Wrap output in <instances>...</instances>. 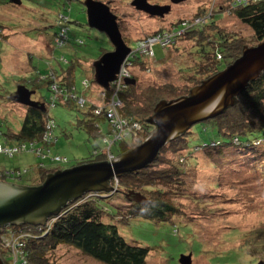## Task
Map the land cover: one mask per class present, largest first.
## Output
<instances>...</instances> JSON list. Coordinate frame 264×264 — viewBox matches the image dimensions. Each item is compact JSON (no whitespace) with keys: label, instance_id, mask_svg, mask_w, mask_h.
<instances>
[{"label":"trees","instance_id":"obj_1","mask_svg":"<svg viewBox=\"0 0 264 264\" xmlns=\"http://www.w3.org/2000/svg\"><path fill=\"white\" fill-rule=\"evenodd\" d=\"M4 1L16 5L9 0ZM215 5L216 0H212L210 8L199 7L191 18L175 19L169 26L156 28L136 40L173 32L175 38L172 43L165 46L157 45L171 49V47L175 48L178 41L182 39H193L195 40L192 50L194 60L180 68L184 80L181 86L154 81L145 85L137 77L136 71L139 69L149 70V64L152 63L154 55L134 56L131 59V64L127 67L130 72L129 78H133L135 83L127 84L125 89L118 92L116 98L120 100V105L114 119L107 116L114 87L111 85L108 90L102 88L98 100L77 95L74 89V77L70 69L62 70V73L59 74L53 68L48 73H38L36 79L41 78L40 82L43 80L42 84H45V87L51 92L47 98L39 99L45 104L44 110L21 105L11 99L10 95L13 92L9 93L5 105L16 104L23 109L24 114L21 117L22 122L19 129L14 131L9 126L4 130L1 129L5 116L0 113V135L5 139L4 142L0 141V144L15 146V144L21 143H34L33 147L42 148L41 154L48 153L45 157L39 156V159L42 160L35 166L37 175L30 180L28 186L40 184L47 174L61 169L56 164L68 162L66 156L51 152L52 146L57 142L56 123L50 115L51 109L57 106L85 108L84 114L88 119L80 120L79 125L90 135L100 136V141L104 144L103 148H98L95 145L91 151V157L78 161L73 166L107 160L110 155L118 156L133 144H139L154 130L155 127L148 122V118L160 100L169 101L187 95L189 90L203 79L222 70L223 67L220 66V63L227 66L240 56L245 46H248L245 37L239 36L235 32H229L220 26L218 18L214 16L215 11L231 15L247 26L256 40L251 46L256 45L264 38V0H223L214 11ZM60 17L66 18L68 40L69 19L62 13H59L56 19L59 20ZM196 19L198 20L196 21ZM57 27L56 21L55 33L51 39V45L53 44L54 48L58 47L54 41L58 31ZM2 37L3 30L0 28V39ZM134 68L137 70L132 72ZM53 82L59 84L57 91L50 87ZM28 83L34 90V85L37 83L35 84L34 80L30 79ZM20 84L25 85V83ZM80 97L85 99L83 104L78 102ZM95 110H99V112L96 113ZM96 119L106 122L107 132L103 133L100 124L95 121ZM115 119L119 123L122 119L126 120L127 123L121 131L115 129V124H118L116 121L113 122ZM197 123L203 124L204 131L207 129L206 126H210L214 137L209 142L202 141V144L191 147L189 145V136L192 135L191 126L181 135L170 140L160 150L158 157L147 167L111 180V187L115 190L86 193L83 197L68 203L56 215L49 217L47 223L42 227L21 224L7 225L1 228L0 258L3 263L13 264L16 257L19 263L15 264H59L56 259L51 258L52 253L58 246L68 245L103 264H146L148 255L155 249L134 240H127L121 234L120 228L126 222L143 220L151 223L169 222L174 226L173 232H177L176 225L179 219L176 214L179 209L173 199L185 182L182 177L186 174L183 165L197 163L200 158L206 159L209 151L212 152V155L219 157L226 152L233 157L238 152H242L244 158L252 164L248 167L253 170L261 162H264V69L236 95L233 104L220 114ZM46 133L51 135L52 142L42 145V137ZM114 145L119 146L117 154L111 150ZM55 157L62 159L57 160ZM45 159H49L53 166L46 165ZM24 171L28 173L29 169L21 171L19 168H14L6 172L0 170V181L9 182L8 178H14V180L21 178ZM129 191L139 192L146 199L145 202L131 200V205L126 210L112 205L110 198L115 193L130 200L126 197V193ZM107 196L108 198H106ZM258 232V237H264V230ZM3 237L7 239L8 244L3 242ZM241 249L243 250L244 247L235 250L241 251ZM183 255L185 256V254ZM240 255H236L235 259L238 260ZM256 262L264 264V258H257Z\"/></svg>","mask_w":264,"mask_h":264},{"label":"rangeland","instance_id":"obj_2","mask_svg":"<svg viewBox=\"0 0 264 264\" xmlns=\"http://www.w3.org/2000/svg\"><path fill=\"white\" fill-rule=\"evenodd\" d=\"M100 1L107 3L118 16L119 29L131 48H136V40L144 34L156 28H165L175 19L191 18L199 7L210 8L212 3V0H183L177 3L148 0L152 4L170 6V11L163 17H156L135 9L131 4L133 0ZM222 1L216 0L214 11ZM59 13L69 19L68 40L64 46L54 48L51 39ZM214 16L227 31L245 37L246 45L256 42L252 31L235 17L216 11ZM0 28L3 30L0 39V113L5 116L2 130L9 126L17 131L24 114L16 104L5 105L8 94L14 92L19 83H25L30 88L29 79L35 80L38 73H48L51 68L58 74L62 70L72 71L77 95L92 100L100 98L102 88L92 80V63L111 50L112 45L104 32L88 26L83 0H22L20 5L0 0ZM193 41L182 39L171 49L155 45L149 70L136 71L137 68H134L132 72L136 71L145 85L154 81L181 86L184 80L180 68L194 60ZM220 66L225 68L223 63ZM85 79L88 86L83 84ZM42 81L34 85L32 99L47 98L51 93ZM84 111L85 108L74 106H57L50 111L56 123L57 137L51 152L68 159L67 163L56 164L61 169L91 157L95 145L104 147L100 136L90 135L79 125L80 120L88 119ZM95 121L100 124L103 133L107 132L106 122ZM202 125H192V135L189 136L191 147L202 144V141L209 142L214 137L210 126H206L204 131ZM0 141H5L2 135ZM111 150L117 154L119 146L114 145ZM41 160L29 151L17 152L11 157L0 153V170L29 169L27 174L23 172L21 178H8L9 182L28 186L37 175L35 166ZM44 162L53 166L49 159ZM249 165L252 164L242 152L234 157L226 152L219 157L212 155L211 151L206 159L200 158L197 163L183 165L185 182L173 199L179 209L176 214L179 219L177 232H173L174 226L169 222L132 220L122 225L121 234L129 241L155 249L148 255L146 264H180L183 254L190 255L189 264H257V258H264V237H258V231L264 230V162L254 170ZM110 202L116 208L126 210L132 201L115 193ZM242 247L241 251L235 250ZM239 254V259H235ZM51 258L59 264H103L68 245L58 246Z\"/></svg>","mask_w":264,"mask_h":264},{"label":"water","instance_id":"obj_3","mask_svg":"<svg viewBox=\"0 0 264 264\" xmlns=\"http://www.w3.org/2000/svg\"><path fill=\"white\" fill-rule=\"evenodd\" d=\"M20 5L21 0H9ZM183 0H171L177 3ZM132 6L149 16L163 17L169 5L152 4L148 0H133ZM87 24L104 32L112 49L93 61V81L107 90L117 80L136 48L124 40L118 26V16L100 0H83ZM264 69V38L254 46H245L239 57L216 74L203 79L187 95L172 100H160L148 122L155 128L139 144H133L118 156L84 163L47 174L43 182L34 186L0 181V229L7 225H43L66 205L93 191L115 190L110 181L126 173H134L154 161L160 150L173 138L193 124L214 117L233 104L236 95ZM126 84H134L126 78ZM35 91L17 85L10 95L15 102L44 110V104L32 99ZM126 197L145 202L139 192L129 191ZM190 255L180 256L181 264L190 263ZM0 264H4L0 258ZM262 264V262L257 263Z\"/></svg>","mask_w":264,"mask_h":264},{"label":"built area","instance_id":"obj_4","mask_svg":"<svg viewBox=\"0 0 264 264\" xmlns=\"http://www.w3.org/2000/svg\"><path fill=\"white\" fill-rule=\"evenodd\" d=\"M65 20H66L65 17H60L59 20H57L58 31H57V34H56L54 41L56 42V45L58 47L64 46L65 43L67 42V34L66 33H67L68 27L65 25ZM197 20L198 19H196V21ZM179 32H181V31H179ZM174 38H175V33L169 32V33H163L162 35H160V34L151 35L147 38L141 39L137 42L136 49L133 51V53L131 55V59L134 58V56H138V55L139 56H145V55L153 56V54H154L153 47L155 45H157V44L160 46L168 45L174 41ZM131 59L128 62V64L126 66H124V68L121 70L120 74L118 75L117 80L110 84V86L112 85L114 87L112 94H111L112 99L109 103V109L107 111V116L110 119L115 118L114 116L116 114V110H117L118 106L120 105V100L116 98L118 92H120V90L125 89L128 86L124 80L126 78L130 77V72L128 71L129 69L127 66L131 64ZM83 84H84V86H88V82L86 80L83 81ZM58 86H59V84L57 82H53L50 87L52 90L57 91ZM102 94H103V92H102ZM78 102L80 104H83L85 102V99L80 97V98H78ZM99 110H100V108H99ZM99 110H95V112L98 113ZM115 121L118 122L116 119L113 122H115ZM126 123H127L126 120L122 119L120 123L118 122V124H115V129L116 130L119 129V131H121L123 126L126 125ZM112 125L114 126V123ZM42 141H43L42 145L50 144V142H52L51 135L49 133L44 134L42 137ZM33 145H35V144L34 143H30V144L21 143V144L15 145V146L0 144V153H3L4 155L12 156L14 153L21 152L23 150L24 151L28 150V151L33 152L38 157L39 156L45 157V155L48 154V153H42L41 154L40 150L42 148L41 147H33ZM47 151H48V149H47ZM55 159L58 160V159H62V158L55 157ZM40 227H42V226H40ZM3 239H4L3 242L8 244L7 239L5 237ZM17 261L18 260H16V257H15L13 264H15Z\"/></svg>","mask_w":264,"mask_h":264},{"label":"clouds","instance_id":"obj_5","mask_svg":"<svg viewBox=\"0 0 264 264\" xmlns=\"http://www.w3.org/2000/svg\"><path fill=\"white\" fill-rule=\"evenodd\" d=\"M137 42H138V41H137ZM153 50H154V47H153ZM153 55H155V53H154ZM40 79H41V78L35 79L34 82H36V83H37V82H40ZM85 80H86V79H85ZM83 81H84V80H83ZM36 83H35V84H36ZM109 88H110V87H109ZM107 90H108V89H107ZM39 99H40V98H39ZM39 99H37V101L42 102V101H40ZM33 100H35V99H33ZM42 103L44 104V102H42ZM44 105H45V104H44ZM5 172H6V171H5ZM46 223H47V221L45 222V224H46ZM45 224H43V225H45ZM43 225H39V226H43Z\"/></svg>","mask_w":264,"mask_h":264}]
</instances>
